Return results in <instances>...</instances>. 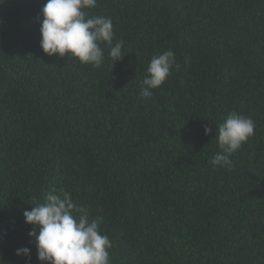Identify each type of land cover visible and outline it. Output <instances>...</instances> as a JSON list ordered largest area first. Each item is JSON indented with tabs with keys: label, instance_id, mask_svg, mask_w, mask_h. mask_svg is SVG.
Returning a JSON list of instances; mask_svg holds the SVG:
<instances>
[{
	"label": "trees",
	"instance_id": "trees-1",
	"mask_svg": "<svg viewBox=\"0 0 264 264\" xmlns=\"http://www.w3.org/2000/svg\"><path fill=\"white\" fill-rule=\"evenodd\" d=\"M44 2L0 3V264H26L21 247L41 264L22 212L53 189L102 217L111 264H264V0H97L125 53L111 66L101 43L99 67L43 52ZM231 112L254 135L213 166Z\"/></svg>",
	"mask_w": 264,
	"mask_h": 264
},
{
	"label": "clouds",
	"instance_id": "clouds-1",
	"mask_svg": "<svg viewBox=\"0 0 264 264\" xmlns=\"http://www.w3.org/2000/svg\"><path fill=\"white\" fill-rule=\"evenodd\" d=\"M3 3V0H0ZM97 0H45L38 22L40 24V47L49 56L64 57L71 54L81 64L99 67L104 63V50L100 44L110 46L108 52L111 66L121 60L123 41L113 44L115 32L110 17L89 15ZM175 54L168 50L153 55L141 81L140 96L150 98L152 89L160 87L171 75ZM255 122L244 115L231 112L215 127V138L220 151L214 153L213 166H232L230 156L254 135ZM213 130L204 126V134ZM22 215L26 224L32 225L28 232L34 238L36 257L41 264H111L109 249L112 242L100 231L102 217L90 218L87 206L78 205L70 193L50 190L43 203L32 204ZM18 256L30 264L31 249L15 250Z\"/></svg>",
	"mask_w": 264,
	"mask_h": 264
}]
</instances>
